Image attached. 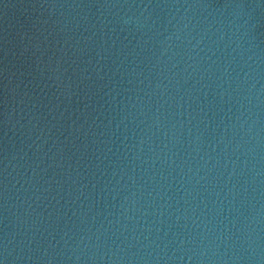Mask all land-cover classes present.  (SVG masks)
Segmentation results:
<instances>
[{
	"label": "water",
	"instance_id": "water-1",
	"mask_svg": "<svg viewBox=\"0 0 264 264\" xmlns=\"http://www.w3.org/2000/svg\"><path fill=\"white\" fill-rule=\"evenodd\" d=\"M0 264H264V0H0Z\"/></svg>",
	"mask_w": 264,
	"mask_h": 264
}]
</instances>
